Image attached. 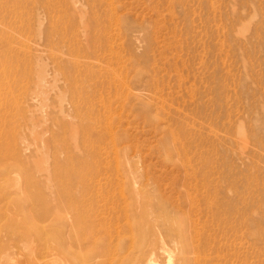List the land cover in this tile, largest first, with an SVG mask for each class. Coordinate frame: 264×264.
Listing matches in <instances>:
<instances>
[{"label": "rangeland", "instance_id": "374dc122", "mask_svg": "<svg viewBox=\"0 0 264 264\" xmlns=\"http://www.w3.org/2000/svg\"><path fill=\"white\" fill-rule=\"evenodd\" d=\"M8 260L264 264V0H0Z\"/></svg>", "mask_w": 264, "mask_h": 264}, {"label": "bare ground", "instance_id": "6f19581e", "mask_svg": "<svg viewBox=\"0 0 264 264\" xmlns=\"http://www.w3.org/2000/svg\"><path fill=\"white\" fill-rule=\"evenodd\" d=\"M150 201H152V200H150ZM149 201V202H150ZM181 232H182V230H180ZM125 236V235H124ZM183 236V235H182ZM33 245V244H32ZM112 246V244H107V243H105V245L103 246V251L100 253L101 255L99 256V258H105V256L108 254V257H110V255H112V251H111V247ZM34 251V250H36V247L35 246H31L30 247V249H29V251ZM154 250H156V251H158V248L157 247H155L154 248ZM170 251V250H169ZM170 253H172V251L170 252ZM170 255H172V254H170ZM7 257V256H6ZM12 259V258H11ZM113 259V258H112ZM153 260V259H152ZM151 260V261H152ZM46 261V260H45ZM44 261V262H45ZM171 261H173V260H171ZM153 262V261H152ZM30 263V262H29ZM36 263H38L37 261H34L33 262V264H36ZM0 264H13L11 261H6V262H1ZM30 264H32V263H30Z\"/></svg>", "mask_w": 264, "mask_h": 264}]
</instances>
